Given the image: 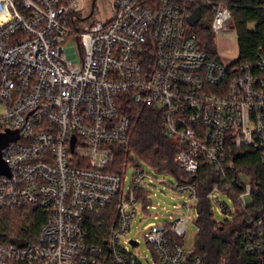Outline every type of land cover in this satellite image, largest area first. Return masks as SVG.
<instances>
[{
  "label": "built area",
  "instance_id": "2783aa9c",
  "mask_svg": "<svg viewBox=\"0 0 264 264\" xmlns=\"http://www.w3.org/2000/svg\"><path fill=\"white\" fill-rule=\"evenodd\" d=\"M191 1L111 0L112 15L100 20V10L86 18L90 7L84 12L77 0H0V132L19 133L3 149L11 175H0V207L32 204L45 214L25 246L0 234V264H144L130 248L139 240L125 236L136 202L150 209L148 173L136 164L125 192L127 164L112 170L114 146L127 145L133 130L127 102L161 111L182 171L196 174L206 163L220 174L204 196L212 208L230 220L246 209L251 183L230 175L226 152H257L264 166V54L239 64L215 58L189 21ZM201 4L212 10L214 34L234 27L228 7ZM173 185L189 193L188 211L201 199L196 184ZM113 202L105 244L90 243L91 216ZM170 217L146 227L156 264H204L179 240L189 214ZM252 221L236 236L264 264V213Z\"/></svg>",
  "mask_w": 264,
  "mask_h": 264
},
{
  "label": "trees",
  "instance_id": "16d2710c",
  "mask_svg": "<svg viewBox=\"0 0 264 264\" xmlns=\"http://www.w3.org/2000/svg\"><path fill=\"white\" fill-rule=\"evenodd\" d=\"M201 1L192 0L189 4L191 13L198 7L201 9L200 20L191 25L202 45L215 58L220 59L211 28L212 10L204 7ZM212 1L222 3L232 13L239 47V57L235 59V63L253 62L259 54H264V0ZM202 21H207V26ZM125 111L131 116L133 130L127 145L114 146L115 167L112 170L121 169L128 161H135L134 157L137 156L149 162L157 171L169 172L178 179L196 184L201 199L198 204L195 248L190 253L199 255L204 264H260L256 255H250L243 249L242 236H236L252 227V217L264 213V166L258 153L242 152L234 146L228 147L227 165L233 164V167L227 166L230 175H247L252 192L246 209L239 211L231 220L218 221L214 217L211 201L204 197L221 179L215 168L203 163L198 173H185L174 163L173 157L180 146L168 136L161 111L156 107L140 106L131 102L126 103ZM234 187L235 193L244 189L239 182H234ZM11 216L16 218L14 222H11ZM116 218V202L100 215H92L89 222V242L104 245L106 232ZM44 221L43 211L32 204L0 207V234L10 244L25 246L33 242Z\"/></svg>",
  "mask_w": 264,
  "mask_h": 264
},
{
  "label": "rangeland",
  "instance_id": "374dc122",
  "mask_svg": "<svg viewBox=\"0 0 264 264\" xmlns=\"http://www.w3.org/2000/svg\"><path fill=\"white\" fill-rule=\"evenodd\" d=\"M79 7H82L84 12L90 7L91 0H77ZM100 14L98 19L106 20L112 15L111 0H98ZM234 24V20H233ZM214 43L221 60L224 63H229L239 57L238 47V33L234 27L220 31L213 35ZM68 44H77L71 38L67 41ZM135 161H128L127 168L124 175L126 176L124 191L129 192V187L132 183L134 169L137 163H140L148 176L144 181L147 183V190L150 194L151 206L149 211L143 209L144 203L142 200L136 202L137 213L131 222V229L125 236L126 239H137L139 245H130L131 250L139 256V259L144 264H156V255L153 247L147 242L145 238L146 227L150 223L162 224L170 220V216H180L181 214H189L186 220V234L181 238L184 248L192 250L195 248L196 236L198 233V225L196 223L198 214L197 199L193 200L192 207L189 211L184 206L185 202H190V195L188 192H180L174 188L173 184L178 181L177 176L169 172L157 171L149 162L134 157ZM137 162V163H136ZM242 179L247 182L248 177L242 176ZM219 199L224 200L230 206L233 205L230 195L224 192H217ZM214 217L218 221H223L225 215L220 212L217 205L213 206ZM18 218V215H16ZM15 217L11 216V222L15 221Z\"/></svg>",
  "mask_w": 264,
  "mask_h": 264
},
{
  "label": "water",
  "instance_id": "95a60500",
  "mask_svg": "<svg viewBox=\"0 0 264 264\" xmlns=\"http://www.w3.org/2000/svg\"><path fill=\"white\" fill-rule=\"evenodd\" d=\"M98 12H99L98 2H97V0H92V2L90 4L89 14L86 16V18H89V17H91V15L96 14ZM73 14H75V13H73ZM71 17H72V14H71ZM79 18L83 19L85 17H79ZM200 18H201V9L198 7L191 13V15L189 17V21L191 24H195L200 20ZM72 21H73V18H72ZM202 22L204 25L207 26V21H202ZM73 23H74V21H73ZM18 138H19L18 131H10L9 130L7 132H0V175H8V176L11 175V169H10L8 163L3 158V149L7 146V144L9 142L17 140ZM133 242L136 243V241H134V240H133Z\"/></svg>",
  "mask_w": 264,
  "mask_h": 264
},
{
  "label": "flooded vegetation",
  "instance_id": "af4514ba",
  "mask_svg": "<svg viewBox=\"0 0 264 264\" xmlns=\"http://www.w3.org/2000/svg\"><path fill=\"white\" fill-rule=\"evenodd\" d=\"M91 2H92V0H91ZM97 2H98V0H97Z\"/></svg>",
  "mask_w": 264,
  "mask_h": 264
}]
</instances>
